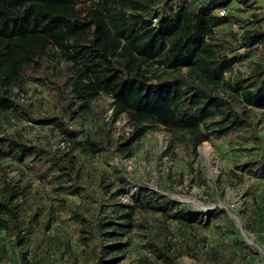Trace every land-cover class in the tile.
<instances>
[{
	"label": "trees",
	"instance_id": "obj_1",
	"mask_svg": "<svg viewBox=\"0 0 264 264\" xmlns=\"http://www.w3.org/2000/svg\"><path fill=\"white\" fill-rule=\"evenodd\" d=\"M233 1L238 12H249L248 18L226 14ZM240 21L244 30L235 42H216L219 27ZM241 48L263 56L247 74L234 72L236 64L248 60V55L237 53ZM53 62L62 64L56 70L60 79L53 84L63 108L76 105L70 115L86 113L92 101L102 94L110 96L112 123L123 114L133 122L125 142L129 151L156 123L192 133L194 149L212 136L241 130L263 140L255 120L256 109L264 116V7L253 0H209L200 6L190 0H0V114L19 111L13 86L20 85L28 69L44 70L46 64L56 69ZM184 67L193 75L157 74L162 68L165 72ZM228 72L231 76L226 78ZM222 84L240 98L241 111L218 93ZM35 121L57 126L73 151L60 154L46 145L2 136L0 126V161L20 165L28 176L13 182L8 166L0 165V234L8 238L0 236V264H8L11 250L28 258L37 235L41 238L32 264H53L57 237L50 232L57 225L67 226L83 245L89 264H119L129 248L122 239L146 228L143 212L159 213L183 228H210L222 217L224 210L189 211L150 190L135 196L133 205L107 203L108 198L127 194L126 188L113 190L108 172L93 170L80 152L99 153L109 132L102 128L107 136L98 138L90 131L68 128L60 116ZM252 163L264 167V159ZM35 181L43 188L35 189ZM42 189L48 190L47 196ZM263 208L253 201L246 222L252 227L264 223ZM147 245L167 264L175 262L169 249ZM250 258L235 246L212 260L247 264Z\"/></svg>",
	"mask_w": 264,
	"mask_h": 264
},
{
	"label": "rangeland",
	"instance_id": "obj_2",
	"mask_svg": "<svg viewBox=\"0 0 264 264\" xmlns=\"http://www.w3.org/2000/svg\"><path fill=\"white\" fill-rule=\"evenodd\" d=\"M190 1L200 6L209 0ZM253 1L264 7V0ZM236 7L233 1L226 14L233 12L243 20L248 18L249 12H238ZM160 8L162 4L156 10ZM241 22L244 21L219 27L215 33L216 42H235L236 35L244 30ZM237 53L248 55L247 61L234 66V72L243 74L249 73L254 62L263 57L250 48H241ZM52 65L56 69L48 64L44 70L28 69L20 85L13 86V98L18 103L19 111L0 114V126L5 131L2 136H15L32 145H46L60 154H71L72 146L57 126L43 125L35 120L60 116L68 128L87 130L98 138L107 136L102 131L105 128L109 132V141L104 139V149L95 155L83 150L80 157L89 160L93 170L105 169L108 181L115 186L113 190L126 188L125 195H115L110 199L106 194L107 203L133 205L135 196L142 190H150L168 196L189 211L208 213L224 210L222 217L210 228H183L159 213L143 212L146 228L132 231L122 239L129 243V248L127 257L119 264H167L156 256L148 243L169 249L175 256L173 264H216L212 260L215 254L224 253L229 248L233 250L235 246L242 247L251 255L247 264H264V223L252 227L245 218L253 201L264 207V167L258 168L252 163L256 159H264V116L259 109H256L258 117L255 123L263 140L249 138L248 133L241 130L230 136H212L194 149L192 133L156 123L147 128L146 135L136 141L129 151L125 142L134 130L130 118L123 114L116 123H112L113 101L106 94L91 102L90 111L82 113L78 110L76 114L70 115V110L76 105L70 106L68 110L63 108L62 101L57 97L56 85L53 84V81L60 79L56 70L62 64L53 62ZM163 70L159 69L157 74L164 77L193 75L187 67ZM230 76L231 72H228L226 78ZM217 91L233 102L238 112L243 109L240 98L233 95L226 84L219 86ZM205 130L202 127L201 132ZM0 165L8 166V179L13 182L28 178L23 173V167L18 164L7 160L0 161ZM34 188L43 187L35 181ZM43 191L44 196H47L48 190ZM139 220L142 218L139 217ZM50 235L57 237L53 264H89L84 257L83 245L71 237L67 226H55ZM0 236L8 241L6 233L2 232ZM40 238V235L35 237L28 258L17 250H11L8 264H32L33 251Z\"/></svg>",
	"mask_w": 264,
	"mask_h": 264
}]
</instances>
